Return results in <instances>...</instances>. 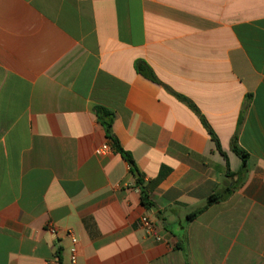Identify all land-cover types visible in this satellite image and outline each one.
<instances>
[{
	"label": "crops",
	"instance_id": "obj_1",
	"mask_svg": "<svg viewBox=\"0 0 264 264\" xmlns=\"http://www.w3.org/2000/svg\"><path fill=\"white\" fill-rule=\"evenodd\" d=\"M203 121L248 171L189 221L238 180ZM68 233L77 264H264V0H0V264H70Z\"/></svg>",
	"mask_w": 264,
	"mask_h": 264
},
{
	"label": "trees",
	"instance_id": "obj_2",
	"mask_svg": "<svg viewBox=\"0 0 264 264\" xmlns=\"http://www.w3.org/2000/svg\"><path fill=\"white\" fill-rule=\"evenodd\" d=\"M137 70L140 74L144 75L145 77H147L148 79L152 80L153 82H158L156 77L154 76V74L152 73V71H150V69L144 64V63H138L137 64ZM187 102L186 99H183ZM190 106L192 108H194L193 105L190 104ZM97 117L100 121V123L102 124V126L104 127L105 130V134L106 137L108 138V140L111 143L112 149L117 153L120 154L122 156V158L129 164L130 166V171L135 175L137 174L138 168L134 162V159L131 155V153L127 152L120 144V142L118 141V139L114 136L113 134V123H114V114L110 111H107L105 108L102 107H96L95 109ZM242 119H240V123H241ZM208 133L210 134L212 140L216 143L217 149L219 150V152L223 155L226 164H227V177L231 178L232 180L235 177H238V180L236 182H232L231 184L227 185L225 190L223 192H215L213 193L205 202V204L200 207L199 209H197L195 212L190 213L188 215V220L192 221L194 219H196L199 215H201L202 213H204L206 210H208V208H210L212 205L219 203L220 201H222L225 197L229 196L230 194H232L234 192V190H236L237 186L242 184L244 181V176L248 171V161H249V154L243 150L237 142V134L234 136L233 138V143H232V150L233 152L241 159L242 161V168L238 173H234L230 170V164H229V159L226 155V153L222 150V147L220 145V142L218 140V138L216 137V135L214 134V132L209 128V126L206 124L205 121H203ZM137 182L141 185L142 184V178L139 177L137 179ZM142 203L144 204V206L146 207H152L153 203L150 201L148 195L146 194L145 191H142Z\"/></svg>",
	"mask_w": 264,
	"mask_h": 264
},
{
	"label": "built area",
	"instance_id": "obj_3",
	"mask_svg": "<svg viewBox=\"0 0 264 264\" xmlns=\"http://www.w3.org/2000/svg\"><path fill=\"white\" fill-rule=\"evenodd\" d=\"M110 148L108 146H104L102 149L98 150L97 153L98 154H102L106 151H109ZM137 225L139 228H142L145 230V232L148 235H153L155 232V226L154 223L148 218V217H142L138 222ZM48 231L53 234L56 235L57 234V230L56 228H54L52 225H48ZM68 236L71 239V248H70V264H77L78 260V250H77V243L78 240L76 239V237L74 235H72V233H68ZM156 240L160 241V238H156Z\"/></svg>",
	"mask_w": 264,
	"mask_h": 264
}]
</instances>
